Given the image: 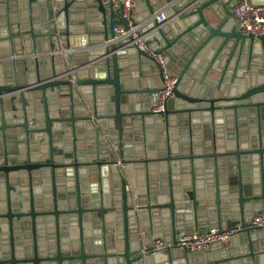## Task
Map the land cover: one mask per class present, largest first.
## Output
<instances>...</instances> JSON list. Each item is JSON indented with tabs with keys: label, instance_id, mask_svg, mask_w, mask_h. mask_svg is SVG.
<instances>
[{
	"label": "water",
	"instance_id": "water-1",
	"mask_svg": "<svg viewBox=\"0 0 264 264\" xmlns=\"http://www.w3.org/2000/svg\"><path fill=\"white\" fill-rule=\"evenodd\" d=\"M117 23L96 0H0V264H264L249 226L264 212V33L243 35L221 0H177L140 30L163 74L103 44ZM164 75L173 97L153 115ZM234 226L226 246H175ZM157 240L173 247L151 253Z\"/></svg>",
	"mask_w": 264,
	"mask_h": 264
},
{
	"label": "built area",
	"instance_id": "built-area-1",
	"mask_svg": "<svg viewBox=\"0 0 264 264\" xmlns=\"http://www.w3.org/2000/svg\"><path fill=\"white\" fill-rule=\"evenodd\" d=\"M109 12L110 21H124L126 26L114 24L112 27V37H108L103 42L104 45H122L117 52H123L124 49L137 48L142 50L148 56H151L159 65L163 74H165L164 58L161 54H156L149 50L140 33L141 28L151 22L158 24L165 21V12L171 8V5L177 0H141L146 8L145 17L138 18L139 0H96ZM225 4L229 14L234 19L236 29L243 35L254 38L264 33V7H255L250 5L249 0H221ZM176 78L164 75L162 88L154 98L155 105L151 109L153 115L161 114L164 110L166 101L173 97V89ZM249 226L253 229L264 230V212L252 216ZM240 231V226H234L228 230H204L188 233L180 237L175 246L185 251L201 252L206 250L214 243H221L226 246L230 238ZM173 245L165 244L163 241H154L150 252L157 253L165 251Z\"/></svg>",
	"mask_w": 264,
	"mask_h": 264
},
{
	"label": "crops",
	"instance_id": "crops-1",
	"mask_svg": "<svg viewBox=\"0 0 264 264\" xmlns=\"http://www.w3.org/2000/svg\"><path fill=\"white\" fill-rule=\"evenodd\" d=\"M137 12H138V18L140 19V20H142L144 17H145V15L147 14L146 13V8H145V6H144V4H143V2L141 1V0H139V2H138V9H137ZM106 19L108 20V21H110V17H109V12H108V10H106ZM204 231V230H203ZM238 243L239 242H237V244L235 243V245H233V247H236L237 245H238ZM239 244H241V243H239ZM229 247V246H228ZM231 247V246H230ZM255 262L253 261V260H251V258H249V260H248V264H254Z\"/></svg>",
	"mask_w": 264,
	"mask_h": 264
}]
</instances>
